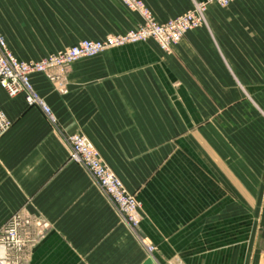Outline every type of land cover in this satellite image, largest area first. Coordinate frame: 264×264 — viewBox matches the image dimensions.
Masks as SVG:
<instances>
[{
  "label": "crops",
  "instance_id": "0c3cea01",
  "mask_svg": "<svg viewBox=\"0 0 264 264\" xmlns=\"http://www.w3.org/2000/svg\"><path fill=\"white\" fill-rule=\"evenodd\" d=\"M65 1V26L44 39L14 21L40 7L4 10L13 24L0 31L17 59L142 20L121 0ZM143 1L165 21L203 0ZM207 18L209 27L186 34L172 54L112 52L74 67L65 95L34 75L56 125L0 86V111L12 123L0 137V232L17 212L48 224L21 253H6L10 263L264 264V0L210 4ZM77 132L140 191L138 233L69 161L66 137ZM138 234L158 247L155 257Z\"/></svg>",
  "mask_w": 264,
  "mask_h": 264
},
{
  "label": "built area",
  "instance_id": "2783aa9c",
  "mask_svg": "<svg viewBox=\"0 0 264 264\" xmlns=\"http://www.w3.org/2000/svg\"><path fill=\"white\" fill-rule=\"evenodd\" d=\"M124 1L131 8L142 14L147 25L144 30L132 32L129 36L121 37V40L112 38L103 42L82 41L76 46L68 48L65 52L40 61L29 62L17 59L10 51L5 38L0 33V84L12 96L24 94L29 106L39 108L45 117L51 123L55 124L56 117L52 108L33 86L32 77L34 75L42 73L50 77L53 81H56L58 85L57 90L61 94H66L68 90L65 85L64 74L67 73L70 64L77 58L93 55L108 47H114L124 42L126 38L139 40L153 33L155 35H162L163 39L161 41L168 43V38H173V35H168V37L165 36L166 34L163 35L164 30L174 28L175 35L178 34L177 36L179 37L191 25L195 27L203 25L204 19L202 12L206 10L208 5L217 4L225 7L235 2V0H205L198 3L196 14L186 15L185 17L163 25L166 27H161L147 13L141 0ZM56 67H58V70L55 71ZM11 126V121L0 111V137ZM68 143L71 150L70 161L84 166L119 212L125 213L128 216L130 215V220L133 224H136L138 222L136 218V210L139 207L138 202L125 187L115 171L101 159L93 142L86 135L76 133L69 136ZM43 231L44 224L38 220L21 212L15 213L0 232V264H20L19 261L10 263L6 257V253L8 251L21 253L26 245L40 238L43 235Z\"/></svg>",
  "mask_w": 264,
  "mask_h": 264
},
{
  "label": "rangeland",
  "instance_id": "374dc122",
  "mask_svg": "<svg viewBox=\"0 0 264 264\" xmlns=\"http://www.w3.org/2000/svg\"><path fill=\"white\" fill-rule=\"evenodd\" d=\"M121 1L123 2V4L131 12L140 15L142 20H141V23L137 27L128 29V30H126L124 32H120V33H111V34H109V35H107V36H105L103 38L80 39L77 42H75L73 45L68 46V47H66V48H64V49H62L60 51H57V52H54V53H50L46 57H44L42 59H39V60H24V61H29V62L30 61H40V60H43V59H45L47 57L58 55V54H60L62 52H65L68 48L76 46L77 44H79L82 41H93V42L100 41V42H103V41H106V40L112 39V38L120 39L121 37L129 36V34L132 33V32L139 31V30H144L145 26H147V25H146V20L144 19L142 14L139 11H136L135 9L131 8L124 0H121ZM141 1L143 3V6H144V1L143 0H141ZM203 1H205V0H203ZM203 1H201V2H203ZM17 3H28V4H33V5H36V6L40 7L39 10H37V11L19 13L20 17H16L14 19V21L20 23V25L22 27H27L28 30L36 31L35 36H37L39 38L44 39V38H46V36L50 37V33L51 32H54V31L58 32L61 29L60 27H64L66 22H67L66 21V11L64 10V6L66 4L65 0H0V28H1V24L2 23H4L5 25H7V22L9 23V25L13 24V21H12V24H11V21H7L6 18H5V20H3L2 19V15H4V14L6 15L7 14L6 12H4V10H6L7 7L9 8V10H13L14 6ZM198 3H200V2H198ZM198 3H195L193 9H191L190 11H187V12H185V13H183L181 15L175 16V17H171V18H169V19H167L165 21H158L154 17V14L152 12L148 11L147 9H145V10L152 17L153 21L157 25H159L161 27H166V26H163V25H165L166 23H168L170 21L177 20V19H179L181 17H185L186 15H190V14L194 15V14H196L197 13L196 8H197ZM208 7H209V5L207 6L206 10L204 12H202V17L204 19V23L200 27H195L194 25H191L179 37L177 36L178 34L175 35V29L174 28L173 29L164 30L163 31V35L166 34L165 36H167V37H168V35H173V38H168V43H164V42L161 41L163 39L162 35H157V34L155 35L153 33L151 35L150 34L146 35V36L142 37L139 40L126 38V40L124 42H121V43H119L118 45H116L114 47H108L107 49L99 51V52H97V53H95L93 55L82 56V57L77 58L73 63L70 64L69 70L67 71V73L64 74L65 85H66V88H67L68 92H69V83H70L69 77H70V74L72 73V70H73L74 67H77L79 65L81 66V64L83 65V64H86V63H87V65L92 66L93 64H95V60H97V59H99L101 57H104L108 53L124 52V51L129 52V51L132 50V51H137V52H146L147 51L149 53H153L154 55L159 53V52L160 53L161 52L162 53H166V54H172L174 52V50H175V47H177V45L182 41V39L186 36V34H188L191 31L200 29V28H208L209 27L208 18H207ZM10 13L11 14H15V15L17 14V12H10ZM68 14L72 15V12H68ZM73 15H74V13H73ZM0 33L2 34L1 31H0ZM3 37L5 38L4 35H3ZM5 40H6V38H5ZM6 42H7V40H6ZM7 45H8V43H7ZM139 59L140 60H138V62H142L141 58H139ZM152 62L153 63H157L158 60H153ZM56 70H58V67L55 68V71ZM37 75L44 76L52 84L53 89L55 91H57L58 93H60L57 90L58 85H57L56 81H53L50 77H47L46 75H44L42 73L37 74ZM32 82H33V80H32ZM0 86L3 87L1 84H0ZM33 86H34L35 90L38 92V90L36 89L34 83H33ZM7 92L9 93L8 90H7ZM9 95H10V93H9ZM18 95H23L24 98H25L24 94H18ZM18 95H15V96H18ZM62 95H65V94H62ZM10 96H12V95H10ZM25 101H26V99H25ZM26 103H27V101H26ZM29 107H31V106H29ZM56 123H57V119H56ZM56 123L55 124L52 123V124L56 125ZM77 133H80V132H77ZM73 134H76V133H73ZM73 134H71V135H73ZM71 135H68L66 137L67 143H68V138ZM68 145H69V143H68ZM69 147H70V145H69ZM99 155H100V153H99ZM69 157H70V155H69ZM100 157L106 163V161L104 160V158L101 155H100ZM69 161H70V159H69ZM78 165H80V164H78ZM80 166L83 167L88 172V174L90 175V177L92 179H94L91 176V174L89 173V171L84 166H82V165H80ZM118 177L121 179V177L119 175H118ZM122 182H123V180H122ZM124 185H125V183H124ZM125 187H126V185H125ZM128 191L134 196V198L136 199V201L139 204V207L136 210V218L138 219V222L136 224H133L132 221L130 220L131 219L130 215L128 216L125 213H120L119 210L115 206L114 207L116 208V210L118 211V213L122 217V220L124 221V223H126L128 225V227L132 231H134L135 233H138L139 225H140V222L142 220V214L144 213V205H143V202H142V199H141V196H140V191H131L130 189H128ZM38 221L41 222L42 224H44L43 234H45L46 231H47V228H48V224L45 221H43V220H38ZM138 238L141 241V243L143 244V246L145 247L148 255L151 256V257L152 256L155 257L156 253L158 251V247L154 243L149 242L146 239V237H144L142 235L138 234ZM148 246H149V248H148Z\"/></svg>",
  "mask_w": 264,
  "mask_h": 264
},
{
  "label": "water",
  "instance_id": "95a60500",
  "mask_svg": "<svg viewBox=\"0 0 264 264\" xmlns=\"http://www.w3.org/2000/svg\"><path fill=\"white\" fill-rule=\"evenodd\" d=\"M145 264H155L152 259H149Z\"/></svg>",
  "mask_w": 264,
  "mask_h": 264
}]
</instances>
